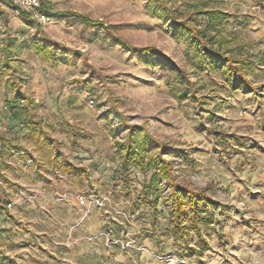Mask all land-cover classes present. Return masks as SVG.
I'll return each instance as SVG.
<instances>
[{
    "label": "clouds",
    "instance_id": "1",
    "mask_svg": "<svg viewBox=\"0 0 264 264\" xmlns=\"http://www.w3.org/2000/svg\"><path fill=\"white\" fill-rule=\"evenodd\" d=\"M0 264H264V0H0Z\"/></svg>",
    "mask_w": 264,
    "mask_h": 264
}]
</instances>
